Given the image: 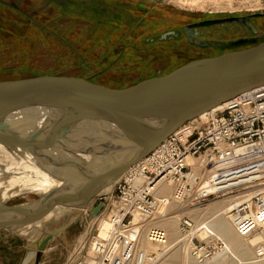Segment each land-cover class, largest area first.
Returning a JSON list of instances; mask_svg holds the SVG:
<instances>
[{
  "label": "water",
  "instance_id": "95a60500",
  "mask_svg": "<svg viewBox=\"0 0 264 264\" xmlns=\"http://www.w3.org/2000/svg\"><path fill=\"white\" fill-rule=\"evenodd\" d=\"M260 16L205 21L184 30L232 22L247 26ZM258 41L222 43L221 49L234 50L121 89L68 76L0 81V146L31 156L50 179L63 168L70 171L67 177L80 178L76 187L31 203L9 205L16 195L0 197V230L14 236L25 235L15 228L34 227L52 215L28 241L19 264H41L55 237L184 124L264 86V40ZM67 177H59L64 186Z\"/></svg>",
  "mask_w": 264,
  "mask_h": 264
},
{
  "label": "rangeland",
  "instance_id": "374dc122",
  "mask_svg": "<svg viewBox=\"0 0 264 264\" xmlns=\"http://www.w3.org/2000/svg\"><path fill=\"white\" fill-rule=\"evenodd\" d=\"M261 2L189 0L183 5L178 0H0V79L68 76L111 88L132 86L186 63L174 55V41L167 36L170 31L177 29L184 35L186 24L209 17L264 16V11H258L264 6V0ZM0 164L7 168L9 162L0 158ZM3 178L6 187L9 178ZM40 196L19 191L9 205L35 202ZM226 198L193 208L205 213L207 223L211 220L208 214L224 206ZM99 204L93 202L71 228L49 243L41 264H73L74 250ZM44 226L24 237L0 230V264H19L29 238L33 241ZM208 232L205 242L210 241L216 251L207 264L246 263L230 253L223 256L224 241ZM180 252L182 258L185 254ZM169 253L155 264H168Z\"/></svg>",
  "mask_w": 264,
  "mask_h": 264
},
{
  "label": "built area",
  "instance_id": "2783aa9c",
  "mask_svg": "<svg viewBox=\"0 0 264 264\" xmlns=\"http://www.w3.org/2000/svg\"><path fill=\"white\" fill-rule=\"evenodd\" d=\"M166 188L172 192L163 193ZM262 188L264 86L187 122L130 167L97 200L101 207L78 241L72 263L155 264L159 257L141 248V234L146 231L150 243L166 245L167 233L155 224L173 216L171 205H178L179 244L196 264H207L216 249L192 235L197 225L182 210L253 190L232 211L236 233L248 239L264 233V189L256 190ZM199 230L205 232V226ZM254 257L264 260V240L255 246Z\"/></svg>",
  "mask_w": 264,
  "mask_h": 264
},
{
  "label": "bare ground",
  "instance_id": "6f19581e",
  "mask_svg": "<svg viewBox=\"0 0 264 264\" xmlns=\"http://www.w3.org/2000/svg\"><path fill=\"white\" fill-rule=\"evenodd\" d=\"M178 2L183 5L189 4V0H178ZM21 117L26 119L30 118V116L27 115H23ZM19 121L21 120L18 119V122ZM0 156V158L4 159V161L9 162L7 168L0 164V197L2 199H5L6 197H13L19 191H34L38 192L41 196L52 192L60 193L63 192L64 188L70 186L74 188L78 184H80V178L77 176V174H73L72 176L67 177L70 171L64 168L58 172L56 179L48 178L46 174L40 170L37 162L27 154H20L17 151H12L3 146H0ZM4 176L9 178V184L6 187H4V184L6 182L3 178ZM59 177H67V180L69 181L67 182L69 184H66L67 186H64ZM263 189L264 188L256 190L261 191ZM171 192L172 189L166 188L163 193L169 194ZM253 193V190H244L233 195H227V198L223 197L226 198L224 201H222L224 203V206L218 209H214L213 211L211 210V214H208L210 215L211 220L207 223L205 221V213L201 211V209H194L193 207H188L182 210L189 217H191L193 221L197 223L196 230L193 232L192 235L194 237L198 236L200 239H203L205 238V232H208V230H210L212 233L208 232L209 234L211 233V235H214V232L224 241L223 243L225 245V249L223 250L222 255L223 253H230L233 255V257L239 260V262L245 261L246 263L244 264H264V260L257 261L255 260V257L253 255V250L255 246L264 240V233H259L248 239L242 238L236 233L233 225L234 215L232 214V211L237 208L240 203L245 202L248 197L251 196ZM180 209L181 208L178 205H171L170 208L171 211L175 212ZM86 211L87 208L84 210V212ZM229 214L232 215L229 216ZM51 217L52 215H49L43 222L34 225L35 228L31 224H27L21 225L19 226V228H15L14 231L20 232L22 234L28 232L31 233L32 230L34 231L35 229L46 224V221L50 220ZM155 225L163 229L167 233L168 238L166 245L162 246L150 243L146 238L145 231L141 234L140 238V246L144 251H146L147 253H155L158 255V257H161L163 254L165 255V253L170 251L171 253H169V255H171L168 257V264H196L191 259L187 260L188 257L185 253L186 251L179 244V215H171L165 219L160 220ZM202 225L205 226V232L203 230H199ZM108 226V223H104V228H108ZM28 241H30V238ZM180 251L183 252L182 254H185L182 255V258L180 255ZM222 255L218 254V256ZM249 260H253V262H249ZM213 264L215 263L213 262Z\"/></svg>",
  "mask_w": 264,
  "mask_h": 264
},
{
  "label": "flooded vegetation",
  "instance_id": "af4514ba",
  "mask_svg": "<svg viewBox=\"0 0 264 264\" xmlns=\"http://www.w3.org/2000/svg\"><path fill=\"white\" fill-rule=\"evenodd\" d=\"M224 19H226V17L203 18L194 20L193 22L186 24L184 27H190L205 21ZM247 24V26H244L237 22H232L214 24L209 27H191L185 31L184 35H179L177 29H175L176 31H170L167 36H170V39L174 41V55L178 57L179 60L183 59L187 63L195 59L214 57L234 50L221 49L222 43L243 40L248 41L256 38L259 39L258 42L262 41V39H264V16L251 17ZM252 26L256 32H253L254 30L252 29Z\"/></svg>",
  "mask_w": 264,
  "mask_h": 264
},
{
  "label": "trees",
  "instance_id": "16d2710c",
  "mask_svg": "<svg viewBox=\"0 0 264 264\" xmlns=\"http://www.w3.org/2000/svg\"><path fill=\"white\" fill-rule=\"evenodd\" d=\"M262 40H264V39H262ZM174 70H175V69H174ZM171 71H173V70H171ZM171 71H169L168 73H170ZM168 73H165V74H163V75H166V74H168ZM8 75L11 76L12 74H8ZM163 75H161V76H163ZM33 78H34V77H33ZM151 78H153V77H151ZM20 79H21V78L18 79L17 77H16V78L5 77V78L0 79V81L20 80ZM148 79H149V78H148ZM142 81H143V80H142ZM140 82H141V81H140ZM137 83H138V82H137ZM129 86H131V85L124 86V87H120V89H121V88L129 87Z\"/></svg>",
  "mask_w": 264,
  "mask_h": 264
},
{
  "label": "crops",
  "instance_id": "0c3cea01",
  "mask_svg": "<svg viewBox=\"0 0 264 264\" xmlns=\"http://www.w3.org/2000/svg\"><path fill=\"white\" fill-rule=\"evenodd\" d=\"M43 257H44V254H43ZM43 257H42V259H43ZM42 261V260H41Z\"/></svg>",
  "mask_w": 264,
  "mask_h": 264
}]
</instances>
